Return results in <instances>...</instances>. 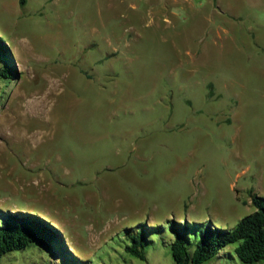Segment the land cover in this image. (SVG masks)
<instances>
[{
	"label": "rangeland",
	"instance_id": "obj_1",
	"mask_svg": "<svg viewBox=\"0 0 264 264\" xmlns=\"http://www.w3.org/2000/svg\"><path fill=\"white\" fill-rule=\"evenodd\" d=\"M133 1L0 0V207L63 236L0 264H174L173 219L191 247L264 196V0ZM238 243L201 264H264Z\"/></svg>",
	"mask_w": 264,
	"mask_h": 264
},
{
	"label": "trees",
	"instance_id": "obj_2",
	"mask_svg": "<svg viewBox=\"0 0 264 264\" xmlns=\"http://www.w3.org/2000/svg\"><path fill=\"white\" fill-rule=\"evenodd\" d=\"M0 62V77L10 78L11 75H16L12 55L1 37ZM251 202L255 206L254 210L241 217L232 228H223L212 223L194 227L196 236L191 247L187 244L192 230L191 223L173 219L169 245L174 264H201L218 255L224 246L237 240L239 243L234 251L240 260L252 262L264 258V196L253 193ZM129 230L131 243L126 245V249L132 254L144 257L146 231L143 228ZM55 239L63 241L61 230L43 215L28 210L0 207V257L3 253L22 248L32 241L44 247H54Z\"/></svg>",
	"mask_w": 264,
	"mask_h": 264
},
{
	"label": "crops",
	"instance_id": "obj_3",
	"mask_svg": "<svg viewBox=\"0 0 264 264\" xmlns=\"http://www.w3.org/2000/svg\"><path fill=\"white\" fill-rule=\"evenodd\" d=\"M143 2H151V3H153V4H155V5H158L160 8H163V7H165V8H167V6L169 5V3H171L172 5H174L173 3H180V4H183V3H185L184 2V0H172L171 2H168V0H135V1H133V2H129V4H131L132 6H133V8L135 9V7H137L139 4H141V3H143ZM155 16V15H154ZM153 16V17H154ZM152 17V18H153ZM158 17H160V16H158ZM162 17V19L164 20V21H166L167 20V15H163V16H161ZM160 17V18H161ZM220 255V252H219V254L218 255H216V256H219Z\"/></svg>",
	"mask_w": 264,
	"mask_h": 264
}]
</instances>
